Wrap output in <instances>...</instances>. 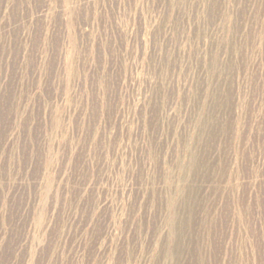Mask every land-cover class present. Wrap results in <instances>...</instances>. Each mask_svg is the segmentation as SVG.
Returning <instances> with one entry per match:
<instances>
[{
    "label": "rangeland",
    "instance_id": "374dc122",
    "mask_svg": "<svg viewBox=\"0 0 264 264\" xmlns=\"http://www.w3.org/2000/svg\"><path fill=\"white\" fill-rule=\"evenodd\" d=\"M0 264H264V0H0Z\"/></svg>",
    "mask_w": 264,
    "mask_h": 264
}]
</instances>
